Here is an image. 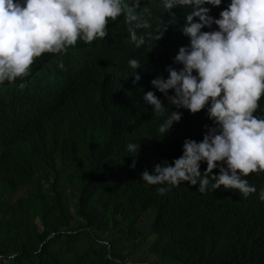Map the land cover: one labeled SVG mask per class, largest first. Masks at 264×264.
Wrapping results in <instances>:
<instances>
[{"label": "clouds", "instance_id": "obj_1", "mask_svg": "<svg viewBox=\"0 0 264 264\" xmlns=\"http://www.w3.org/2000/svg\"><path fill=\"white\" fill-rule=\"evenodd\" d=\"M80 45L84 54L69 53ZM52 54L66 55V64L36 79L19 109L0 116L3 158L44 152L48 127L77 160L81 137H107L93 131L88 114L79 118L81 105L91 99L115 108L127 91L148 115L153 146L182 141L176 156L145 166L143 186L158 185L161 197L181 182L203 193L210 179L216 194L257 191L245 178L264 172V0H0V87L34 76V60ZM105 82L114 83L112 93L101 91ZM182 121L190 132L179 129ZM101 146L103 158L110 146ZM126 150L136 157L139 143Z\"/></svg>", "mask_w": 264, "mask_h": 264}, {"label": "trees", "instance_id": "obj_2", "mask_svg": "<svg viewBox=\"0 0 264 264\" xmlns=\"http://www.w3.org/2000/svg\"><path fill=\"white\" fill-rule=\"evenodd\" d=\"M85 52L83 45L69 51ZM52 55L36 65L34 60V76L0 87V116L19 109L36 79L66 64V55ZM109 83L100 87L105 94L113 92ZM138 107L127 91L115 108L97 107L91 99L83 103L79 118L88 114L93 131L102 128L107 137L102 142L97 135L81 137L74 143L77 160L56 145L48 127L44 152L33 155L25 148L21 162L0 155V264H264V201L259 199L264 172L245 178L257 190L247 197L235 189L216 194L211 179L203 193L198 185L181 182L161 197L158 185L148 189L139 182L140 173L148 164L176 156L182 141L153 146L148 115ZM196 122L200 128L202 122ZM181 123V131H191L187 121ZM200 135L198 130L195 136ZM114 140L120 143L111 152ZM103 142L110 148L101 158ZM130 142L139 143L133 158L126 150ZM144 220L150 233H141ZM140 246L150 260L131 258Z\"/></svg>", "mask_w": 264, "mask_h": 264}, {"label": "rangeland", "instance_id": "obj_3", "mask_svg": "<svg viewBox=\"0 0 264 264\" xmlns=\"http://www.w3.org/2000/svg\"><path fill=\"white\" fill-rule=\"evenodd\" d=\"M151 213V212H148ZM154 219V217H153ZM140 230L142 232H147L148 229H150V222H148L147 220H144L141 224H140ZM123 248V246L121 247ZM127 250L126 252L131 248L130 246L126 247ZM132 259H141V260H150L152 258V255L148 254L147 251L144 249V247L140 246L137 250H135V254L132 255L131 257Z\"/></svg>", "mask_w": 264, "mask_h": 264}, {"label": "bare ground", "instance_id": "obj_4", "mask_svg": "<svg viewBox=\"0 0 264 264\" xmlns=\"http://www.w3.org/2000/svg\"><path fill=\"white\" fill-rule=\"evenodd\" d=\"M109 84H110V83H109ZM111 85H113V83H112ZM87 102H88V101H87ZM86 104H88V103H86ZM82 106H83V104H82ZM83 111H84V110H83ZM83 111H82V112H83ZM80 113H81V112H80ZM23 115H24V113L22 114V117H23ZM31 119H32V118H31ZM29 122H30V119H29ZM181 124H182V123H181ZM182 125H183V124H182ZM79 140H80V139H79ZM91 140H92V139H90V141H91ZM92 142H93V141H92ZM93 143H94V142H93ZM164 143H165V142H164ZM166 143H167V142H166ZM166 143H165V144H166ZM168 144H169V143H168ZM88 145H89V144H88ZM93 145H94V144H93ZM160 145H161V143H160ZM160 145H159V147H160ZM77 146H78V145H77ZM85 146H87V145H83L82 147L84 148ZM157 146H158V145H157ZM165 146H167V145H165ZM169 146H170V145H169ZM176 146H177V145H176ZM155 147H156V146H155ZM170 147L172 148V146H170ZM86 148L90 150L89 147H86ZM156 148H157V147H156ZM178 148H179V146H178ZM87 149H86V150H87ZM97 149H98V148H97ZM97 149H96V150H97ZM159 149H160V148H159ZM164 150L167 151L168 148H167V150H166V149H164ZM175 150H176V148H175ZM91 151H92V150H91ZM96 152H97V151H96ZM96 152L94 151V153H96ZM99 152H100V150H99ZM161 152H163V150H162ZM170 152H171V150H170ZM168 156L170 157L171 155H168ZM169 157H168V158H169ZM171 157H172V156H171Z\"/></svg>", "mask_w": 264, "mask_h": 264}, {"label": "water", "instance_id": "obj_5", "mask_svg": "<svg viewBox=\"0 0 264 264\" xmlns=\"http://www.w3.org/2000/svg\"><path fill=\"white\" fill-rule=\"evenodd\" d=\"M61 80V79H60Z\"/></svg>", "mask_w": 264, "mask_h": 264}]
</instances>
